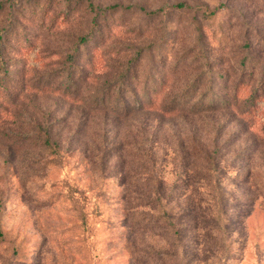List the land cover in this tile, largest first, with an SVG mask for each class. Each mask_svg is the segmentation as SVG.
I'll return each instance as SVG.
<instances>
[{
    "label": "rangeland",
    "instance_id": "rangeland-1",
    "mask_svg": "<svg viewBox=\"0 0 264 264\" xmlns=\"http://www.w3.org/2000/svg\"><path fill=\"white\" fill-rule=\"evenodd\" d=\"M0 264H264V0H0Z\"/></svg>",
    "mask_w": 264,
    "mask_h": 264
},
{
    "label": "trees",
    "instance_id": "trees-1",
    "mask_svg": "<svg viewBox=\"0 0 264 264\" xmlns=\"http://www.w3.org/2000/svg\"><path fill=\"white\" fill-rule=\"evenodd\" d=\"M64 1H66V2H72V1H75L77 4H80L82 0H64ZM183 6H184V5H176L175 8H182ZM88 7L90 8L91 13H98V14H99L98 11L101 12L100 9L97 11V10L94 8V6H93L92 4H90ZM119 8H120L119 6H113V7H110V8L105 9V10L102 11V12L115 11V10H118ZM96 17H97V16H96ZM95 27L97 28V23H96V26H95ZM87 40H89V39L85 38L83 41H84V42H87ZM117 96H121V92H120V90H119V93H118ZM102 100H104V98H102ZM119 104H120V107H121V105L124 104V103H123L122 101H120ZM217 104H218V103H211V104L208 106V108H209V109H210V108L215 109V108H217V106H216ZM122 106H123V105H122Z\"/></svg>",
    "mask_w": 264,
    "mask_h": 264
}]
</instances>
